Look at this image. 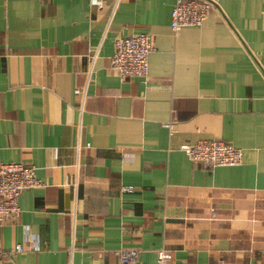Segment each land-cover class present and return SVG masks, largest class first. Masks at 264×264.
<instances>
[{"label":"crops","instance_id":"1","mask_svg":"<svg viewBox=\"0 0 264 264\" xmlns=\"http://www.w3.org/2000/svg\"><path fill=\"white\" fill-rule=\"evenodd\" d=\"M173 5L0 0V165L41 183L0 227V264H264V0L177 31ZM139 33L148 74L123 81L114 41ZM202 139L242 163L191 161L180 146Z\"/></svg>","mask_w":264,"mask_h":264},{"label":"built area","instance_id":"2","mask_svg":"<svg viewBox=\"0 0 264 264\" xmlns=\"http://www.w3.org/2000/svg\"><path fill=\"white\" fill-rule=\"evenodd\" d=\"M220 0H174L170 14V28L177 31L183 27H200L209 14L219 5ZM151 36L139 33L127 37H117L110 67L119 79L143 78L148 74V59L153 51ZM181 151L193 162L211 167L237 166L242 163L243 150L218 139H202L180 146ZM40 181L35 176V168L20 163L0 165V227L7 219H16L20 214L18 196L23 190L38 187ZM214 217V213H212ZM15 251H22L20 244ZM134 248L119 249L116 254L121 264H131L138 257ZM171 253L156 251L155 264H169Z\"/></svg>","mask_w":264,"mask_h":264}]
</instances>
